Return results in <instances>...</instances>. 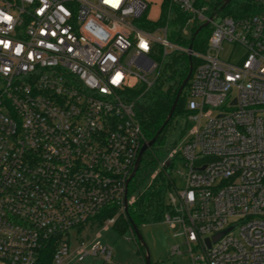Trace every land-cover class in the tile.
<instances>
[{
	"label": "built area",
	"instance_id": "obj_1",
	"mask_svg": "<svg viewBox=\"0 0 264 264\" xmlns=\"http://www.w3.org/2000/svg\"><path fill=\"white\" fill-rule=\"evenodd\" d=\"M246 1L233 17L207 0H163L153 22L144 0H0V264H39L47 252L46 264H110L98 242L76 252L78 232L123 209L145 142L125 94L148 90L175 53L192 73L165 158L184 172L162 221L186 251L168 255L264 264V0ZM200 26L210 28L203 51L168 38Z\"/></svg>",
	"mask_w": 264,
	"mask_h": 264
},
{
	"label": "trees",
	"instance_id": "obj_2",
	"mask_svg": "<svg viewBox=\"0 0 264 264\" xmlns=\"http://www.w3.org/2000/svg\"><path fill=\"white\" fill-rule=\"evenodd\" d=\"M222 4L223 0H217L211 6L212 8H216V10L220 9L222 12L228 11L226 14L233 17H241L244 15L243 12L250 11V5L246 0H232L224 8H221ZM166 6L165 3L162 4V14L163 11H166ZM172 11L177 10L176 8H172ZM180 19L181 17L179 16L174 20L172 19L170 25H175V22ZM194 32L192 35H189V39L187 40L182 39L178 32L174 31L169 33L168 38L170 41L183 47H187L189 44L192 45L193 51H203L210 35V28L204 27L196 35ZM192 62L193 66H195L194 59H192ZM188 65V58L185 54H171L167 57L163 69H161L158 77L148 90L144 91L143 87L139 86L134 90L126 92L125 97L133 104L134 115L141 127L145 141L149 140L162 125L173 101L176 99L175 107L170 119L163 126L155 142L142 154L139 166L127 185L126 197L132 196L131 192L136 191L139 181L142 180L144 175H147L156 166L159 167L158 171L126 203L125 211L123 209L119 210L114 206L100 211L95 219L98 227L102 226L105 220L112 219L110 228L116 234L121 235L126 230L132 233L129 222L133 223L136 227L159 222L162 220L163 214L170 211L165 200V195L173 185L171 176L172 162L165 160V152L167 151L165 149L160 151V147L165 144L166 135L173 129V119L175 116H182L185 113L183 107L184 92L182 91L178 97H176V93L187 73ZM162 160H165V162H162ZM135 243L138 251L143 255L142 247L136 240ZM49 258L50 252L45 253L39 264H46Z\"/></svg>",
	"mask_w": 264,
	"mask_h": 264
},
{
	"label": "rangeland",
	"instance_id": "obj_3",
	"mask_svg": "<svg viewBox=\"0 0 264 264\" xmlns=\"http://www.w3.org/2000/svg\"><path fill=\"white\" fill-rule=\"evenodd\" d=\"M145 2L152 4L148 9V17L151 21L156 22L159 14L158 3L160 0H144ZM213 4L217 0H207ZM228 11H223L220 16L228 15ZM243 12V11H238ZM230 16V15H229ZM182 39H189V33L185 36H180ZM165 64V63H164ZM162 65V68L164 67ZM161 72V71H160ZM184 92V89H183ZM173 129H171L166 135V142L161 145V150H168L170 143H177L182 135L181 129L184 124V118L182 116H175L173 119ZM158 150V152H160ZM166 153V152H165ZM175 159V157H174ZM165 162V160H162ZM158 166L151 170L147 175H144L142 180L139 181L136 191L131 192L132 196L142 189L146 183L156 174ZM172 168L177 171L172 174V179L175 182L177 188H179V176L184 169L180 161H175ZM181 172V173H178ZM132 196H129L128 200H131ZM139 234L141 235L142 241L147 249L149 255L150 264H189L187 254L183 256L170 257L168 255L169 248L175 245H179L181 252L186 251V247L183 244V238L178 236L179 228H169L162 220L159 222L148 223L137 227ZM78 237L82 241L81 249H77L76 252L82 253L87 251L94 242H98L101 245H105L111 248V259L110 264H143L141 253L137 249L134 235L126 230L121 235L116 234L114 230L110 228V223L104 224L100 227L93 225L92 227H86L78 232ZM78 243H70V248H76ZM74 263V258L69 259L64 264ZM74 264H101L100 257H85L79 263Z\"/></svg>",
	"mask_w": 264,
	"mask_h": 264
},
{
	"label": "water",
	"instance_id": "obj_4",
	"mask_svg": "<svg viewBox=\"0 0 264 264\" xmlns=\"http://www.w3.org/2000/svg\"><path fill=\"white\" fill-rule=\"evenodd\" d=\"M232 0H223V4H222V7L221 8H224L227 4H229ZM206 24H204L205 26ZM203 26H200L196 32H195V35L200 31V29L202 28ZM188 50H190V48H192V45H188ZM188 70H187V73L184 77V79L181 81L179 87H178V90H177V93H176V97H178L180 95V93L182 92L189 76H190V73H192V63H190V59L188 57ZM176 100V99H175ZM175 100L173 101L170 109H169V112L165 118V120L163 121L162 125L159 127V129H157V131L154 133V135L147 141H145L139 151H138V154H137V157H136V160H135V163H134V167L132 169V172L130 173L129 177L127 178L126 180V183H125V188L127 187L128 183L130 182V180L133 178L138 166H139V163L141 161V157H142V154L149 148L151 147V145L155 142L157 136L159 135L160 131L162 130L163 126L166 124V122L170 119L172 113H173V110H174V107H175ZM125 207H126V190L124 191V197H123V211H125ZM129 226H130V229L134 235V238L135 240L138 242V244L142 247V250H143V255H142V259H143V264H150L149 263V255H148V252H147V249L142 241V238H141V235L139 234L138 230H137V227L129 222ZM217 237H219V235L215 236L214 239H216Z\"/></svg>",
	"mask_w": 264,
	"mask_h": 264
},
{
	"label": "crops",
	"instance_id": "obj_5",
	"mask_svg": "<svg viewBox=\"0 0 264 264\" xmlns=\"http://www.w3.org/2000/svg\"><path fill=\"white\" fill-rule=\"evenodd\" d=\"M162 4H163V0H160L159 3H158V5H159L158 10H159V11H161ZM151 5H152V4H149V3H148V9L151 7Z\"/></svg>",
	"mask_w": 264,
	"mask_h": 264
},
{
	"label": "snow or ice",
	"instance_id": "obj_6",
	"mask_svg": "<svg viewBox=\"0 0 264 264\" xmlns=\"http://www.w3.org/2000/svg\"><path fill=\"white\" fill-rule=\"evenodd\" d=\"M5 19H11L10 17H5Z\"/></svg>",
	"mask_w": 264,
	"mask_h": 264
}]
</instances>
